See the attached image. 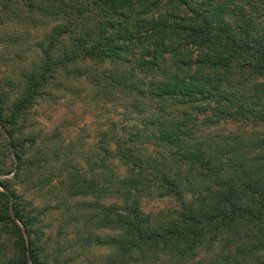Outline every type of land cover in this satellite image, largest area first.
Listing matches in <instances>:
<instances>
[{"label": "trees", "instance_id": "trees-1", "mask_svg": "<svg viewBox=\"0 0 264 264\" xmlns=\"http://www.w3.org/2000/svg\"><path fill=\"white\" fill-rule=\"evenodd\" d=\"M23 7L53 24L37 42L40 56L11 109L0 96V137H8L13 175L25 154L12 139L21 111L56 71L77 75L71 65L107 63L108 77L88 71L93 85L132 98L133 109L148 117L116 138L113 156L128 166L126 176L114 171L85 183L75 176L70 188L88 183L86 193H113L123 202L142 193L181 201L155 222L137 199L99 206L102 223L121 232L124 241L116 244L129 258L136 252L148 263L163 256L164 264H264V142L226 146L195 134L223 121L264 119V27L258 23L264 0H25ZM145 99L154 109L143 107ZM149 139L163 155L142 152ZM255 148L260 152L251 157ZM0 189V232L13 239L9 257L0 243V264H47L38 215L19 208L2 179ZM187 194L194 197L183 202ZM223 235L232 255L226 244L214 261L194 260L198 249L207 252Z\"/></svg>", "mask_w": 264, "mask_h": 264}, {"label": "rangeland", "instance_id": "rangeland-1", "mask_svg": "<svg viewBox=\"0 0 264 264\" xmlns=\"http://www.w3.org/2000/svg\"><path fill=\"white\" fill-rule=\"evenodd\" d=\"M23 2L25 0H0V96L5 99L4 109H11L8 107L19 97L24 77L40 56L37 42L53 24L28 11ZM258 23L264 27L261 18ZM71 69L80 74L66 76L60 70L56 71L29 107L21 111L24 120L17 121L12 135L14 143L25 152L18 164L17 175H13L15 161L4 147L8 137H0V165L4 171L0 179L15 192L19 208L38 215L39 242L46 246L47 264H147L145 255L138 261L136 252L131 253V258L122 253L118 248L120 244H116L124 241L121 232L102 223L99 206H129L131 200L137 199L141 213L155 222L177 211L181 201L173 196L158 198L142 193L138 198L133 196L123 202L115 199L113 193L105 196L98 190L86 193L90 188L88 183L85 188L78 183L73 187L77 191L69 185L75 182V176L82 183L101 180L114 171L116 175L126 176L128 166L117 163L113 156L119 141L116 138H124L134 131L133 125L140 127L139 122L145 121L142 117L147 118L148 113L145 109L144 114L133 109L132 98L124 99L115 92L110 94L111 90L103 93L99 84L93 85L94 79L88 71H106L108 77L113 70L107 63L97 66L84 61L71 65ZM140 103L143 107L148 103L150 109H154L146 99ZM195 134L226 146L232 141L264 142V119L223 121ZM150 141L141 146L137 142L134 148L140 149V146L145 154L158 152L163 155V148ZM259 152L255 148L249 155L253 157ZM101 162L104 168L100 167ZM193 197L187 194L182 201H190ZM22 233L24 235L23 230ZM12 241L10 235L0 232L6 257L13 253ZM230 241V237L223 235L222 240L214 242L207 252L203 251L205 248L198 249L194 260L214 261L225 254L226 244L228 254L232 255ZM166 259L162 256L148 264H164Z\"/></svg>", "mask_w": 264, "mask_h": 264}]
</instances>
